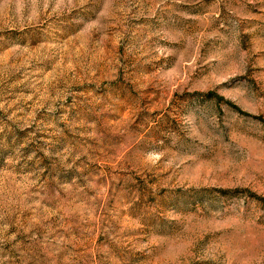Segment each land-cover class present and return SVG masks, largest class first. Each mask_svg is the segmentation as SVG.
Masks as SVG:
<instances>
[{"label":"rangeland","instance_id":"obj_1","mask_svg":"<svg viewBox=\"0 0 264 264\" xmlns=\"http://www.w3.org/2000/svg\"><path fill=\"white\" fill-rule=\"evenodd\" d=\"M0 264H264V0H0Z\"/></svg>","mask_w":264,"mask_h":264}]
</instances>
